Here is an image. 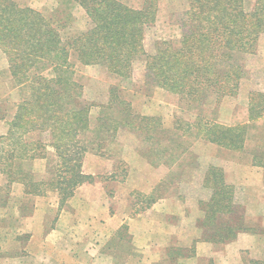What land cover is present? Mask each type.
Masks as SVG:
<instances>
[{"label":"trees","instance_id":"16d2710c","mask_svg":"<svg viewBox=\"0 0 264 264\" xmlns=\"http://www.w3.org/2000/svg\"><path fill=\"white\" fill-rule=\"evenodd\" d=\"M71 1L85 10L89 21L88 30L78 35L65 33L69 14L64 9L47 16L18 0H0V50L7 58L11 89L21 97L8 132L0 135V145L10 143L0 146V173L9 185L23 184L26 197L57 193L60 209L78 188L95 181L85 173L86 155L111 157L107 153L121 129L139 133L145 142L158 138L150 129L154 118L136 115L123 99L122 87L112 86L101 105L87 100L85 86L75 79L73 53L81 65L99 66L125 81L141 64L145 84L177 94L197 109L210 97L220 103L239 94L242 81L250 76L244 57L254 54L264 35V0H187L178 44L160 41L155 52L148 53L147 30L157 22L160 0H139L140 8L122 0ZM256 77L264 81V71ZM260 88L250 91V122L264 119V85ZM207 118L201 112L188 130L233 154L248 150V125L225 126ZM161 133L176 135L164 129L156 134ZM36 134H48L56 160H49L48 145ZM252 154V165L264 168V149ZM40 159L47 161L46 176L34 182L24 165ZM212 168L206 175L211 198L199 203L207 224L216 215H233L235 208L233 186L214 177Z\"/></svg>","mask_w":264,"mask_h":264},{"label":"rangeland","instance_id":"374dc122","mask_svg":"<svg viewBox=\"0 0 264 264\" xmlns=\"http://www.w3.org/2000/svg\"><path fill=\"white\" fill-rule=\"evenodd\" d=\"M18 1L32 6L47 16L58 9V11L66 10L69 14V26L65 33L69 35H78L89 28L85 10L71 0ZM122 1L134 8L141 6L139 0ZM249 1L254 3L255 0ZM187 10V0L159 1L157 22L147 30L145 45L148 53L155 52L156 44L160 41L166 40L178 44L183 32L181 19ZM71 62L76 70L75 79L85 86L87 100L101 105L107 101L112 86L122 87L123 99L131 104L136 115L154 118L150 129L154 135L162 139L160 142L158 138L145 142L144 136H140L139 133L131 129H121L111 152L107 153L111 157H103L94 152L86 155L84 170L86 174L95 178L92 185L103 184L110 189L109 192L114 193H117L116 184L123 186L119 192L124 200L125 213L132 215L148 213L154 202L165 195L177 198L183 203L180 209L182 215L193 206L201 209L198 203L207 202L212 195L211 187L206 185V175L211 166H214L212 172L214 170L217 172L214 177H219L228 184V171H233L229 168L234 165L240 166L233 163L247 161L256 148L259 151L264 149V119L250 122L248 108L251 89H261V85H264L263 79L256 77L258 71H264V35L259 39L254 54L244 57L243 63L250 76L249 79L242 81L239 94L235 97H227L220 103H216L214 97H210L206 105L197 109H193L189 102L177 94L145 84V74L141 64L136 66L133 78L125 81L107 74L99 66L81 65L75 53L71 55ZM11 88L7 58L0 50V135L8 132V123L16 112L15 103L17 104L21 99L20 94L13 92ZM201 112L208 116V120H214L225 126L234 127L243 124L249 126L248 139L245 143L248 150L243 154L235 153L241 154L236 156L239 160H234L233 153L229 150L197 138L188 130L189 124L195 123ZM162 129L167 132L173 131L176 135L172 137L169 133L156 134ZM29 137L25 138L27 142L30 141ZM33 137L32 135L30 138ZM35 137L42 138L48 145L49 160H56L48 134L41 136L36 134ZM177 137L181 138L177 141ZM170 138L176 140L171 141ZM178 143L183 146L179 148ZM8 144L10 143L5 142L0 146L8 147ZM166 148L170 150L167 152ZM149 151L151 154L145 156L144 153ZM46 167L47 161L41 159L24 165L25 169L30 168L32 171L34 182L45 178ZM149 167L155 170L149 171ZM93 171H97L96 174ZM212 176L210 177L213 178ZM239 176H242V172ZM159 179L162 182L155 184ZM24 189L25 186L21 183L7 184V179L0 173L1 262L8 259L16 262L22 253H26L24 249L30 246L31 233L35 225L46 223V229L56 228L59 225L60 215L67 217L68 214H73L74 207L78 205L73 197L60 209L57 193L49 192L45 196L26 197ZM232 195L234 214L225 216L222 213L209 222L212 230H217L218 233H225L230 224L235 226L242 224L247 209L244 202L249 198V194L245 192L243 186L235 185ZM123 200H121L122 205ZM255 208H251L253 215L257 213L254 211ZM201 211L207 216L204 210Z\"/></svg>","mask_w":264,"mask_h":264},{"label":"crops","instance_id":"0c3cea01","mask_svg":"<svg viewBox=\"0 0 264 264\" xmlns=\"http://www.w3.org/2000/svg\"><path fill=\"white\" fill-rule=\"evenodd\" d=\"M252 158L229 168L228 184L243 186L249 198L242 224H230L222 237L199 207L182 215L177 198L165 195L148 213L132 215L125 213L121 184L117 193L89 184L76 191L73 214L60 215L51 230L35 225L26 253L0 264H264V168L253 166Z\"/></svg>","mask_w":264,"mask_h":264}]
</instances>
